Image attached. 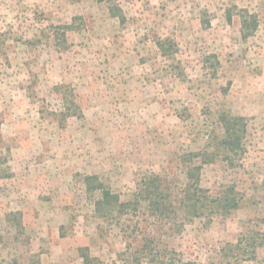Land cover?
<instances>
[{"label": "rangeland", "instance_id": "rangeland-1", "mask_svg": "<svg viewBox=\"0 0 264 264\" xmlns=\"http://www.w3.org/2000/svg\"><path fill=\"white\" fill-rule=\"evenodd\" d=\"M113 2L124 22L107 1L0 0V264H83L80 249L89 264H228L225 242L264 232V0ZM240 9L256 17L246 37ZM235 115L229 151L219 118ZM189 151L200 185L238 207L179 225L140 188L154 174L177 200ZM86 175L136 207L102 216Z\"/></svg>", "mask_w": 264, "mask_h": 264}, {"label": "trees", "instance_id": "trees-1", "mask_svg": "<svg viewBox=\"0 0 264 264\" xmlns=\"http://www.w3.org/2000/svg\"><path fill=\"white\" fill-rule=\"evenodd\" d=\"M98 2L107 1V10L113 17H117L120 22H124L122 8L113 0H97ZM240 31L242 37L252 34L256 28V17L253 13L245 9H240ZM156 46L161 55H170L177 51V44L172 38H163L156 41ZM73 104L72 102H68ZM67 103V104H68ZM69 108V107H68ZM223 127L224 135L220 140L223 148L229 151H236L241 148L242 139L246 133V121L243 116H221L219 118ZM203 152H185L181 154V160L186 166V182L177 200L170 195L164 179L152 175L149 180L143 182L140 188L143 199L148 204L151 215L175 223L178 216L184 221H189L197 217H207L215 214H228L231 210L238 207V201L231 192L233 189L225 188L216 195H211L208 188L200 185L201 164L195 163V158L203 157ZM88 191H100V196L95 202V210L102 213V216H120L127 214L132 208L136 207L137 201H122L119 194L107 188L96 175L84 176ZM147 245H144V248ZM223 255L229 258L228 264H242L241 261L253 259L257 250L264 253V232L259 230H248L238 234L232 242H225L220 248ZM83 264L90 263V256L80 249ZM153 264H167L163 260L153 256L150 260Z\"/></svg>", "mask_w": 264, "mask_h": 264}]
</instances>
